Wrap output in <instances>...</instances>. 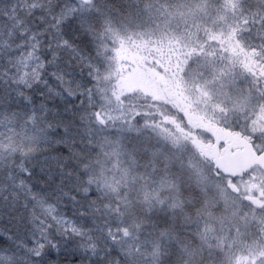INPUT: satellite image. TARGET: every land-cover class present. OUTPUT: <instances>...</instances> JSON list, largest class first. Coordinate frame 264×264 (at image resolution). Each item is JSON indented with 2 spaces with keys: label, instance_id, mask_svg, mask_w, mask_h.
<instances>
[{
  "label": "snow or ice",
  "instance_id": "1",
  "mask_svg": "<svg viewBox=\"0 0 264 264\" xmlns=\"http://www.w3.org/2000/svg\"><path fill=\"white\" fill-rule=\"evenodd\" d=\"M0 264H264V0H0Z\"/></svg>",
  "mask_w": 264,
  "mask_h": 264
}]
</instances>
